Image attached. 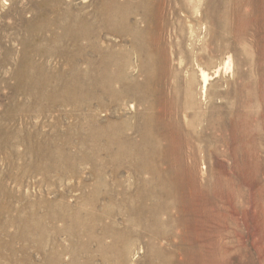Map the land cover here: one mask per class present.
I'll list each match as a JSON object with an SVG mask.
<instances>
[{
	"label": "rangeland",
	"instance_id": "374dc122",
	"mask_svg": "<svg viewBox=\"0 0 264 264\" xmlns=\"http://www.w3.org/2000/svg\"><path fill=\"white\" fill-rule=\"evenodd\" d=\"M58 1L0 0V148H2L0 149V264H264V156L262 150L264 149V0H175L185 1L190 6L196 5L201 11L208 7L209 18L226 14L228 22L230 20V23L234 25V34L237 37L235 49L232 51L226 42L217 38L221 33L220 30L208 32L195 23L193 19L197 15L188 13V17L179 23L175 18H182V12L172 16L169 10L165 9L166 26L162 31H154L151 35L154 44L150 51L156 68H151V74L154 76L161 73L160 69L165 61L171 69H174L178 61L185 66L195 56L202 55V62L209 64L205 69L212 78L207 86L208 92L224 103L223 110L231 109L232 121L246 126V130L253 134L254 156H242L243 152L228 157L203 156L199 153L194 161L199 182L203 183L205 176H208L213 183L225 167L230 173L235 172L234 181L224 188L220 187L219 192L216 193L212 187L207 188L206 195L205 193L196 194L194 190L191 197L197 196L190 197L189 203V197H187L183 205L181 204V207H186L188 203V211L185 215L175 209L171 218L161 214L159 222L147 220L146 224V221L141 220V228L133 223L132 226L129 225L135 216L130 214L128 216L125 205L121 207L117 203V206L109 207V211L114 208L113 215L105 213L104 210L108 207L104 206L107 203L102 197L103 201L100 199L99 205H90L92 202L90 200H93L92 195L95 194L94 188L100 185V181L97 183V177H100L101 181L109 182L113 165H110V158H107L106 152L99 153L97 162L89 160L92 156L89 148L94 146L92 145L94 141L88 140L86 127H83L81 131V136H86L85 142L82 145L80 142L76 144L75 137L79 133L77 130L71 131L70 128L76 122L75 117L78 116V112L73 111L70 105L58 104L60 100L53 103L32 102L35 103L34 105L30 103L31 93L29 92L38 91L37 84L34 85L35 88L32 84L29 85L31 87L27 86L28 82L30 84V75L33 81L38 80L37 83H39L46 76L51 77L53 74L49 84L57 88L54 95H59L63 93L64 79L69 78L68 75L70 76L71 73L66 65V60L71 59L72 49L65 44L70 43L69 38L65 37L64 44L56 43L57 40L53 41V38L60 29L54 25L45 27L44 22L48 18H54L55 15L57 17V14L51 13L48 8ZM62 2L65 4L62 3L63 5L59 7L60 12L67 6V0ZM82 2L83 0H73L70 3L73 12L77 6L83 4ZM135 18L141 17L135 16ZM139 25L143 26L144 23L139 22ZM113 34L104 31L100 39L94 38L99 41L96 44L101 48L106 44L107 47L101 51L108 47L111 51L113 49L115 51L129 50V38L125 35ZM58 47H60L59 51L62 47L64 50L61 49L59 52ZM87 47H85L87 48L85 57L88 56L92 61L98 62L101 59L100 52L97 53L91 46ZM96 54H98L97 57ZM81 63L83 64L81 67L84 68L83 61ZM128 64L129 73L141 80L142 75L138 73L136 54H132ZM39 68L43 70L40 71ZM216 68L220 71L214 77ZM171 69L166 72V80L172 77ZM43 72L46 75L43 76ZM195 74L198 78L197 71ZM34 75H38L37 80ZM184 75L185 71H182L179 77ZM39 76H43L42 79ZM27 77L29 80L25 79ZM55 81L58 83H53ZM21 84L26 85L24 87ZM114 86L118 88L119 84L117 86L116 83ZM222 90H227L228 93L222 96ZM100 92L98 91L102 95ZM100 95L99 97L104 98H100L99 104L94 99L88 111L101 116V126L114 113L122 114L123 118L128 119V123H133V112L141 110V106L136 104H134L135 109L130 110V102H123L125 105H122L120 100V103L112 105L109 98ZM27 105L31 107L28 108ZM83 111L88 113L87 110H82L81 116L84 113L87 114ZM228 126L230 127L229 124ZM32 132L34 137L31 138ZM36 132L47 142V145H43L44 147L48 146L49 142L54 144V152L60 144L65 146L67 136H72L73 141L68 150L77 153L76 158L64 161L61 166L67 163L71 168L65 171L60 167L57 171L49 169L51 172H48L49 170L45 167L42 168L43 164L48 163L55 156L39 155L43 156L41 158L30 154L32 152L28 147L33 145H37L36 148L32 147L33 154L35 149H37L36 152L42 150L35 139L38 136ZM18 134L20 135L17 139ZM7 137L10 142L6 144L4 140L6 141ZM28 137L33 140L32 142L29 139L32 145L27 142ZM98 143L102 150L104 140ZM218 148L223 147L219 145ZM80 152L88 159H80ZM39 154L43 153L39 151ZM40 158L39 163L37 159ZM124 158L119 156L114 164L117 165L116 161L119 159L122 161ZM40 166L42 169H39ZM127 175L128 172L122 170L117 179L122 182ZM2 191L9 192L10 195L7 196ZM12 191L15 194L11 193ZM103 192L104 187L101 186L98 189V198L103 195ZM213 192L215 197L212 195ZM12 194L16 198H12ZM118 198L120 199V195H117ZM11 216L16 218L11 220ZM109 224L111 228L114 226L115 233L119 231L125 235L129 232L128 239L134 241L129 254L123 258L125 261L118 255V250L123 245L122 241L117 240L119 242L109 248L112 244V233L108 231L104 234L106 232L100 229L109 227ZM128 226L133 227L131 229L134 233L128 229ZM147 228L149 232L145 230ZM150 228L157 230L150 231Z\"/></svg>",
	"mask_w": 264,
	"mask_h": 264
},
{
	"label": "bare ground",
	"instance_id": "6f19581e",
	"mask_svg": "<svg viewBox=\"0 0 264 264\" xmlns=\"http://www.w3.org/2000/svg\"><path fill=\"white\" fill-rule=\"evenodd\" d=\"M72 1L73 0H67V6L64 5V8L61 7V12L59 11V7L62 6V3L64 2L59 0L56 4L53 3V5H55H52V7L48 9L51 13L57 14V17L55 15L56 18H48L44 21L45 27L54 25L57 29H60V33L59 31L56 33L53 41L57 40L55 41L56 43L58 42L59 44H64L66 36L70 41V43L67 42L65 44L72 49L70 51L71 59L68 58L66 60V65L71 70V73L70 76L68 75L69 78L63 76L64 78L66 77L63 81L65 83L62 87L63 93L60 91L61 94L54 95L57 92V88L54 85L49 84L53 74L51 77L46 76L45 79H42V77L46 75L43 72V76H39L42 79L39 83H37L38 75H34L35 80H37L36 82L30 78V75V77L28 76L30 84L28 81L26 82H28L27 86L31 84L34 86L37 84L38 87L37 92L35 90L33 93L29 92L31 93L29 95V97H31L30 103L35 102L37 104V102L40 103L42 101L53 103L60 100L57 102L58 104L61 103L60 105L63 104L62 106L70 105L73 107V111L78 112V116L76 117L72 116L73 114L71 113V116L76 118V122L74 124L72 123L73 125L72 127L70 126V130H77L79 133L75 137L77 145L79 142L81 145L85 142L86 136H81L83 127H86L88 130V140L94 141L93 144L90 143L94 145L90 147L91 149L89 148V150L92 151V156L89 157L90 161L96 160L95 162H97V156L100 155L99 153L101 152H106L107 158H110V165H113V168L111 167V179L109 182H104L103 180L101 181L100 177H97V183L100 181V185L94 188L95 194L92 195L93 200H90V202L92 201L90 205L97 206L99 205L98 201H100L101 197L102 199L104 198V202L107 203V205L104 206L108 207L104 211H106L105 213L108 215L109 213L110 215H113L114 212H112L114 208L109 211V207H113L117 203V205H121V207L125 205L128 216L129 214L131 216H135L129 225L132 226L133 223V225L136 224V227L140 226L141 228V220H143V222L146 221V224L147 220L154 223L157 221L159 222L161 214H166L171 218L175 209L185 215L188 211V203L190 201L191 194H194V190L196 194L205 193L206 195L207 188L212 187V190L216 193L219 192L220 187L224 188L228 184H231L235 179V172L230 173L227 167L222 170L221 175L217 177L216 181L213 183L208 176H205V179L203 178L204 182L201 183L198 181L199 177L197 169L194 165L195 157L199 153H202L203 156L211 155L214 157H228L233 155L235 156L240 152H243L242 156H254V148H252L253 134L249 130H246V126H242L232 121L231 118L233 117V114H231V109L228 111L223 110L224 103L216 99L215 96H212V94L208 92L207 86L212 78L206 71L205 67L209 64L202 62V55H200L195 56L192 61H190V63L187 62L188 64L186 63L185 66H182L181 62L178 61L177 67L174 69H171L167 61H165L160 69L161 73L154 74L153 76L150 72L151 68L154 67V69H156L155 61L151 56L152 53L150 51L152 50L151 47L154 44V39L151 35L154 31H162L166 26L167 19L165 17V9H168V12H170L172 16H177L179 12H182V18H175L178 19L179 23L188 17V13L197 15V17L193 19L195 23L198 24L201 29L208 32L220 30L221 33L217 36V38L222 42H226L230 51H232L235 49L237 37L234 34V25L230 23V20L228 22L227 15L221 14L220 17L209 18L208 12H210V9H207L208 7L201 11L198 10L196 5L190 6L185 1L177 2L175 0H83V4L77 6L73 12V7H71L70 4ZM135 16H140L141 18L136 19ZM46 17H48V15ZM39 19L42 21L41 18ZM139 22H143L144 25L140 26ZM43 26L44 25L42 24V27ZM45 27L44 29H46ZM181 28H183L182 25ZM104 31H109L111 34L114 33L115 36L116 34L127 36L130 42L129 50L123 51L121 49V51L119 49V51H115L113 49V51H111L108 47V51H106L107 49L101 51V49L106 48L107 46L105 44V46L101 48V46L96 44L99 42L96 39H100V36ZM52 35L54 36V34ZM95 37L96 39H94ZM59 44L58 46H61ZM87 46H91L95 51H97V53L100 52L101 59H99L98 62H95L94 60L92 61L88 56L85 57V49L87 50ZM59 48L60 47H58V51ZM61 49H63V47ZM133 53L136 54L138 73H141L142 75L141 80H138L134 74L132 75L128 71V63L130 62ZM88 54L89 53H87V55ZM39 56L43 55L39 54ZM97 56L98 54H96V57ZM81 61L84 63V68L81 67ZM41 64H43V62ZM33 67H35V65ZM24 69H26V67ZM169 69H171L172 77L166 80L167 77L165 78V75ZM39 70L42 71L43 68H39ZM34 71L36 70L34 69ZM182 71H185V75L179 77V74ZM196 71L198 72V78L195 74ZM219 71V68H216L213 76L216 77ZM28 77L25 79H28ZM55 78L57 79V77ZM57 81L53 83H56ZM116 83L117 86L119 84L118 88L114 86ZM25 85L23 86L25 87ZM35 87L36 86H34V88ZM98 91H101L100 93L102 95H100ZM221 93L223 96L226 95L228 91L222 90ZM99 95L109 98V102H111L112 105L116 103L118 104L120 100V102L122 101V105L130 102V110L135 109L134 104L141 106V110L139 112H133V123H128V119L123 118L122 114L114 113L110 116V119L108 118L106 123L101 126V116L95 112L88 111L90 110L94 99H96L95 102H98L99 104L101 101L100 98H104L99 97ZM31 105L29 107H31ZM40 110H42V108H40ZM47 110L48 109H46V111ZM82 110H87L88 113L83 111L87 114L84 113V115L81 116L82 113L80 111ZM29 133H31V131ZM32 134L33 136L31 135V138L34 137V132H32ZM35 134L38 133L36 132ZM19 135L20 134H18L16 138H19ZM8 137L6 138V141L3 139L6 144L7 142H10ZM31 138L28 137L27 140ZM35 139L37 143H39L38 146L42 148V150L40 149L39 151L43 154H39V151L36 152L37 149L34 150L35 153L33 154L32 147L36 148L37 145L31 146L33 142L32 139V142L31 140L27 141L31 143V147H28V145L27 147L32 153L29 151L27 152L34 155V157L36 155L41 158H43V156H55L52 160H49L48 163L43 164L42 168L45 167L46 170L50 169L53 171H57V169L59 170V167L63 171L71 168L67 163H64V166L61 167L64 161L76 158L77 153L75 154L69 152L68 150L70 149L73 141L71 135L67 136L65 139L67 141L65 146L60 144L55 152L53 151V149H55L53 148V143L49 142L46 149L43 145H47V142L43 140L42 136L38 134ZM101 140H104L102 150L100 149V144L98 143ZM17 141L19 142V140ZM219 145L223 148L219 149ZM262 150L264 156V149ZM80 155V159H88L87 156H83L82 152H80ZM119 156H124L125 158L122 161L120 159L117 160V165H115V159ZM41 158L37 159V162L40 163ZM35 166L36 164L34 167ZM42 168L40 166L39 169ZM202 168H205V166H202ZM50 170L48 172H51ZM122 170L128 172V175L125 177V180L121 182L117 178ZM101 186L104 187V192L103 195L98 198V189L101 188ZM214 192L212 193L213 197H215ZM11 193L14 192L12 191ZM4 194L7 196L10 195L9 192H5ZM117 195H120V199H117ZM13 197H15V195L12 194V198ZM187 197H189V199ZM187 199L188 203L185 205L186 207H181V204L183 205ZM4 202L7 203L6 201ZM10 211H12V209ZM94 217H96V215ZM15 218L16 217L13 216L10 219L14 220ZM172 219L174 220V218ZM179 219L180 218H178V220ZM110 225L111 224H109V227L104 225L105 227L100 229L106 232L104 234H107L108 231V233H112V244L109 248L119 242L117 240L122 241L123 245L118 250V255L123 260V258H126L129 254L134 241L128 239V235L130 234L129 232H126L127 234L124 235L116 230L119 232H116V234L113 228L114 226L111 228ZM131 226H128L130 231L132 230L131 228H133ZM151 229L152 228H150V231ZM145 230L147 231L149 229L147 228ZM151 237L153 238V236ZM151 243H153V241ZM123 261H125V259Z\"/></svg>",
	"mask_w": 264,
	"mask_h": 264
}]
</instances>
